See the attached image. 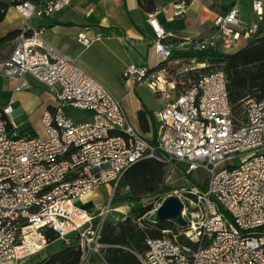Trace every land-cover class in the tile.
Wrapping results in <instances>:
<instances>
[{
	"label": "built area",
	"instance_id": "2783aa9c",
	"mask_svg": "<svg viewBox=\"0 0 264 264\" xmlns=\"http://www.w3.org/2000/svg\"><path fill=\"white\" fill-rule=\"evenodd\" d=\"M73 0H23L16 9L28 20L44 18ZM264 19V1L253 0ZM184 2L173 16L183 15ZM160 66L131 64L123 78L145 83L165 100L156 113V135L138 133L120 100L75 59L41 38L29 22L0 61V76L27 88L28 76L56 91V103L41 116L43 133H19L14 98L0 107V264L29 259L50 243L47 230L82 251L78 264H108L101 230L124 173L140 160L154 158L186 172L204 169L205 189L190 183L182 197L186 225L148 237L142 264H264V98L244 102L245 120L234 115L224 70L202 75L171 95L162 76L173 45L150 15ZM215 33L196 44L199 51L229 49L257 36L258 26L243 25L233 8L214 20ZM78 41H92L80 33ZM167 86V87H166ZM175 88V87H174ZM88 116L76 120L64 108ZM103 185L113 187L110 202L97 212L75 199ZM188 204V206H187ZM132 203H129V207ZM188 207V208H187ZM125 218L128 213L122 212ZM115 221H118L116 219Z\"/></svg>",
	"mask_w": 264,
	"mask_h": 264
},
{
	"label": "crops",
	"instance_id": "0c3cea01",
	"mask_svg": "<svg viewBox=\"0 0 264 264\" xmlns=\"http://www.w3.org/2000/svg\"><path fill=\"white\" fill-rule=\"evenodd\" d=\"M2 1L10 4V7L4 20L0 22V39L10 32H21L29 22L42 32L43 41L73 57L79 66L106 86L120 100L132 126L149 139L155 138L156 113L163 107L165 100L161 99L160 109L153 113L137 93L141 85L147 84L125 79L123 72L131 64L147 65L151 69L161 65L155 49L154 28L147 21L150 15L167 32L165 42L173 45L169 63L165 62L161 66L164 67L162 76L169 85L171 95L177 93L176 82L166 73V64L182 69L190 77L197 70L206 67L210 59L235 52L248 43L241 40L232 48L213 50L219 53L218 56L207 54V50L194 49L193 44L215 33L214 20L217 16L226 15L237 8L241 23L246 26L256 24L257 36L264 35V19L259 20L258 14L253 10V0H153L154 11H147L139 0H73L68 7L51 16L31 20L18 12L16 4H13L15 0ZM181 2H184L185 12L183 15L173 16L175 4ZM80 33H85L92 41L90 46L86 47L78 41ZM15 41L16 37L0 43V61L10 54ZM121 77L125 82H122ZM10 81L13 84L11 98L16 103V94L25 88L16 91L17 82ZM54 103L48 104L43 111L53 107ZM144 109L149 113L141 121L139 113ZM80 114L82 118L88 116L82 112ZM120 211L129 214L131 209Z\"/></svg>",
	"mask_w": 264,
	"mask_h": 264
},
{
	"label": "trees",
	"instance_id": "16d2710c",
	"mask_svg": "<svg viewBox=\"0 0 264 264\" xmlns=\"http://www.w3.org/2000/svg\"><path fill=\"white\" fill-rule=\"evenodd\" d=\"M21 1L15 0L13 4ZM139 2L147 11H154L153 0ZM9 7L10 4L0 0V22L4 20ZM19 33L18 31L8 33L0 39V43L17 37ZM211 66H215L212 71L224 70L227 74L229 99L234 115L239 122L244 121V102L248 99L264 98V35L252 37L246 45L235 52L210 59L206 67L196 72H206ZM205 74H201L199 78ZM148 113L149 111L145 109L139 113L141 121H144ZM175 168L186 170L181 165H176ZM170 169L171 166L168 164L148 158L138 161L124 173L118 189H128L124 198L132 203V208L125 218L118 221L107 219L103 223L101 242L108 245L104 252L108 264H142L138 254L146 251V239L163 236L165 228H177L176 222H159L156 216L152 219L155 222L153 227L149 220H143V217L152 210V204H144L143 197L161 188L162 192L170 189L169 186H163ZM189 177L197 187L205 189V184L201 185L192 176ZM45 233L50 242L58 239L53 230H47ZM81 255L80 245L73 242L35 264H78Z\"/></svg>",
	"mask_w": 264,
	"mask_h": 264
},
{
	"label": "rangeland",
	"instance_id": "374dc122",
	"mask_svg": "<svg viewBox=\"0 0 264 264\" xmlns=\"http://www.w3.org/2000/svg\"><path fill=\"white\" fill-rule=\"evenodd\" d=\"M205 52L212 56L219 55L218 52H214L213 50H207ZM165 67H167L166 73H168L169 76L175 79L177 92H181L187 89L199 78L201 74L208 73L215 69V66H211L210 69H208L206 72H196L189 77L188 75L186 76L187 72L183 71L182 69L168 64H166ZM28 79V87L16 94L17 102L13 104L14 121L18 126L19 133H24L32 130L33 133L42 134L43 129L41 126V116L43 113V109L47 107L48 104H53L54 102H56V91L48 85L39 82L30 76H28ZM121 80L122 82H125L122 77ZM12 89L13 84L11 83V81L3 76H0V107H4L10 103L13 91ZM137 93L143 99L145 105H147V107H149L153 113L155 110L157 111L160 109V101L162 98L148 85H141ZM64 111L68 116L76 120H80L82 118L78 110L65 107ZM190 173L193 174L189 175L188 172H186V170L184 169L177 170V168L171 167L170 171L168 172L166 181L163 184L164 187L169 186L170 189L167 192H162L163 188H161L158 191L147 194L143 197L144 204H152V210H150L143 217V220H149L152 227L155 226V222L152 221V219H154V216H156V210L163 202V200L170 195H177L182 198L186 196L185 190L189 188L190 183L195 185V183L190 179L189 176H192L195 181L199 182L201 185L205 184L208 177L206 170L199 169ZM112 192L113 187L111 185H103L96 189L89 196L75 199L74 204L82 206L83 208H88L90 212H97L103 206L107 205L110 202ZM127 192V188H117L116 194L113 197L114 200L112 201V207L117 208L122 206L124 207V211L131 209L132 206L129 208L126 207L128 206L127 203H129V200L127 198H124ZM122 212L123 211L119 210L112 211L107 216V219L121 220L124 216ZM64 246L65 243L62 240L57 239L29 259L23 261L21 260L18 262H9L6 264H35L46 258L48 255L59 251Z\"/></svg>",
	"mask_w": 264,
	"mask_h": 264
},
{
	"label": "water",
	"instance_id": "95a60500",
	"mask_svg": "<svg viewBox=\"0 0 264 264\" xmlns=\"http://www.w3.org/2000/svg\"><path fill=\"white\" fill-rule=\"evenodd\" d=\"M184 203L181 197L170 195L166 197L156 210V220L159 222L174 221L180 225H186L183 216Z\"/></svg>",
	"mask_w": 264,
	"mask_h": 264
},
{
	"label": "bare ground",
	"instance_id": "6f19581e",
	"mask_svg": "<svg viewBox=\"0 0 264 264\" xmlns=\"http://www.w3.org/2000/svg\"><path fill=\"white\" fill-rule=\"evenodd\" d=\"M126 207L129 208V206H126ZM117 210H119V211H120V210H124V207H122V206H121V207H117Z\"/></svg>",
	"mask_w": 264,
	"mask_h": 264
}]
</instances>
